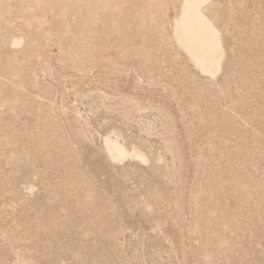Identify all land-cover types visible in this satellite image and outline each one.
I'll return each mask as SVG.
<instances>
[{
    "label": "rangeland",
    "instance_id": "374dc122",
    "mask_svg": "<svg viewBox=\"0 0 264 264\" xmlns=\"http://www.w3.org/2000/svg\"><path fill=\"white\" fill-rule=\"evenodd\" d=\"M182 1L0 0V264H264V0L206 4L214 78Z\"/></svg>",
    "mask_w": 264,
    "mask_h": 264
},
{
    "label": "bare ground",
    "instance_id": "6f19581e",
    "mask_svg": "<svg viewBox=\"0 0 264 264\" xmlns=\"http://www.w3.org/2000/svg\"><path fill=\"white\" fill-rule=\"evenodd\" d=\"M210 0H183L175 20L174 37L195 67L204 75L215 77L222 69L225 47L221 31L204 8ZM15 39L14 44H20ZM106 150L112 161L126 158L146 160L137 150L129 151L121 143L108 137Z\"/></svg>",
    "mask_w": 264,
    "mask_h": 264
}]
</instances>
